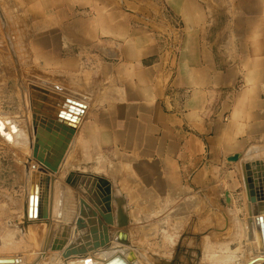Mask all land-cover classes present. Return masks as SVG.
Returning <instances> with one entry per match:
<instances>
[{
  "label": "crops",
  "instance_id": "1",
  "mask_svg": "<svg viewBox=\"0 0 264 264\" xmlns=\"http://www.w3.org/2000/svg\"><path fill=\"white\" fill-rule=\"evenodd\" d=\"M10 2L0 1L1 7L16 6L8 16L16 57L10 67V90L16 96L10 104L22 107V116L27 114L31 96L39 93L31 85L51 91L64 87L87 97V111L72 141L75 150L80 153L85 146L87 153L65 156L55 176L59 184L51 185V221L45 235L34 234V250L42 249L53 227L56 234L72 228L70 239L76 243L75 221L81 215L76 207L82 194L80 182H69L80 177L97 188L99 178L114 176L116 155H122L128 186L138 181V195L147 196L153 181H169L157 192V202L174 192L186 199V205L179 197L175 203L176 225L184 226L190 220L195 183L203 187V180L224 170L216 169L222 157L264 144V0ZM166 9L178 25L165 15ZM100 46L114 48L117 58H106ZM25 87L31 93L26 103L18 93ZM199 147L208 154L198 152ZM98 158L106 162L104 174L93 165ZM237 163L226 170L227 176H237V189L226 190L231 203L224 200L226 211L238 212L248 224L251 202ZM151 206L138 215L153 210ZM24 207L14 217L11 212L10 224L25 215ZM3 216L0 210V247L19 239L21 250L29 239L16 225L4 227ZM24 221L30 223L26 217Z\"/></svg>",
  "mask_w": 264,
  "mask_h": 264
},
{
  "label": "bare ground",
  "instance_id": "2",
  "mask_svg": "<svg viewBox=\"0 0 264 264\" xmlns=\"http://www.w3.org/2000/svg\"><path fill=\"white\" fill-rule=\"evenodd\" d=\"M38 89L39 93L47 92L48 96H51V93L62 97L64 96L66 99H71L75 101L79 106L78 108L69 110L68 108L64 109V112L67 113L70 118L69 122L79 129L85 113L87 111V97L82 95L71 94L69 90L64 87H60L59 89L48 90L47 88L39 87L37 85H31ZM36 98H30L28 106H27V114L21 115H10L8 113H0V137L10 143L20 150L31 148V152L34 148V129H33V119L34 115L39 117H43L44 114L36 113V107L33 104V101ZM39 102V101H38ZM78 109V110H76ZM62 110H60L59 114H62ZM46 113V112H45ZM76 135V133H75ZM71 139L70 148L72 146V141L75 137ZM69 148V150H70ZM33 156V154H32ZM64 161V160H63ZM63 163V162H62ZM34 165L37 167L33 168ZM40 165L38 162L31 160V165L28 173V191L27 198L25 199V205L29 206V197H30V184H31V174L33 171L40 174V178L47 176H51V184H50V193H51V185L55 184V175L51 174V172L46 168L47 174L44 171L38 169ZM61 167V166H60ZM60 170V169H59ZM59 172V171H58ZM37 185V177L34 180ZM100 185V193L96 194L98 196L97 203L100 204V207L105 209L103 213V218L106 220V225L104 224L102 229H96L95 216L90 215L93 214L92 208L89 211L88 215L81 216L76 219V228L74 230V237L77 239L76 243L73 242V237L70 239V234H72V228H60L61 232L56 234V228L53 227L48 231V234L45 238L44 245L42 249H35L37 260L34 263L27 262L26 259L19 254H0V259H13V262L10 264H106L108 261L114 259L115 257H119L117 262L113 264H123V260L125 264H203L202 260L197 261L196 263H186L180 262L178 257L173 253V250L177 244V235L175 239V235L173 234L174 227L176 229V209L170 208L169 204L166 201L168 194H164L166 197L162 195V202L159 203L158 197L159 190L161 191L167 187L169 181L167 179H161V183L152 182V187L148 191V195L144 198L137 197L130 201L129 197L123 193L119 186L113 185V181H109L106 178H101L99 181ZM59 191L57 192V194ZM144 193V192H142ZM145 194V193H144ZM100 195V196H99ZM35 196V193L33 194ZM52 197V196H51ZM166 202V206L169 211L168 217L165 222H163V217L161 211H164L163 203ZM251 202V200H250ZM96 203V206H97ZM157 203L158 206H155ZM109 204L111 206H115L116 211L114 215L111 217V213H107L108 210L106 205ZM252 202L248 207L249 214V222L246 223L245 232L250 240L251 251L250 258L246 261L237 255L236 251L229 250V252L225 253L228 255L221 256L217 259H212L211 262L207 264H228L229 262H239L240 264H264V234L262 233V229L259 223L256 221V216L253 212ZM91 205V202H90ZM152 205V209L155 207L158 209L157 212L148 220L146 224H143V227L140 226L141 219L133 223V217L130 208L134 207L136 209L145 208V206ZM51 203H49V217L47 220H42L39 217H28L29 222L24 221V217L21 215L19 220L10 221L11 224L16 225L17 228L21 231V234L29 239L30 243H33L36 246L34 241V232L31 227L34 223H40L42 221H51V212H50ZM92 207V205H91ZM81 209V207H80ZM78 211V206L76 207ZM83 213H81L82 215ZM109 215V216H108ZM263 216L264 213L259 214V216ZM30 218V219H29ZM83 218V219H80ZM79 219L78 225L77 221ZM110 219H112L110 221ZM255 221L253 224L252 221ZM108 221V224H107ZM143 223V222H142ZM75 224V223H74ZM137 224L138 229L135 228ZM145 226L146 230L145 231ZM164 227L166 228V232L168 235L169 243L165 244L163 241L164 238ZM74 228V227H73ZM135 228V229H134ZM144 228V229H142ZM52 231V232H51ZM127 232V235L130 240V244H127L124 241L117 240V236L119 232ZM260 231V233H259ZM51 232V233H50ZM84 232H88V235L91 236L89 244L87 245L82 241V236ZM187 230H182V235L180 236L181 242H184L186 239ZM162 235V237L160 236ZM203 233L195 234V242L196 239H200ZM166 239V238H164ZM135 243V244H133ZM139 244V245H136ZM197 250L201 251V259L202 258H210L214 255V251L212 247H208L207 244L203 246L201 249L199 246H196ZM227 248V246L225 247ZM55 253V254H54ZM53 255V256H52ZM53 258V262L46 261L47 259ZM7 264V263H1Z\"/></svg>",
  "mask_w": 264,
  "mask_h": 264
},
{
  "label": "rangeland",
  "instance_id": "3",
  "mask_svg": "<svg viewBox=\"0 0 264 264\" xmlns=\"http://www.w3.org/2000/svg\"><path fill=\"white\" fill-rule=\"evenodd\" d=\"M4 1L6 3H11L10 0H0ZM12 8L16 10V6L12 7H1L0 6V113H8L10 115H16L17 111L19 110V114L22 116V107H14L10 104V98L12 95L16 96V92L12 93L10 90L11 86V77H10V67L12 60H16V57L14 53L12 54V45H11V34L9 32V23H11V18H9V14H11ZM21 8V7H20ZM166 16H169L167 9L164 11ZM1 14H4L7 16L6 18H2ZM170 17V16H169ZM171 21L174 25H178L173 18H171ZM22 21V19H20ZM109 48V47H108ZM114 49V48H113ZM107 58V57H106ZM58 85V83H55ZM27 89V91L25 90ZM23 88L22 92L19 91V97L23 98L24 102L26 103V98L28 97V93H30V87ZM22 93V95H21ZM174 96H171V100L174 101ZM32 97V96H31ZM175 104L172 103L171 107V113L176 112ZM87 149L85 146H80V153L78 150L74 149V146L68 150V152H72V154L76 155H84L87 153ZM198 152L204 154L205 156L208 154V151H205L204 148H196ZM99 156H104L100 154ZM115 174L112 176L109 181H113V185L119 186L121 191L125 193L128 197L130 194V201L133 199H136L137 197H145L144 193H141L138 195L137 188H138V181H136V184L132 187L128 186V183L131 181L129 179H126L123 177L122 172V155L115 156ZM31 160L36 161V159L33 158L31 148L29 149H18L12 145V142L10 141H4L0 137V210L4 211L3 216V224L4 227L8 228L9 225V215L11 212L13 213V217L21 213L22 208L21 206L25 205V199L27 198V191H28V173L31 165ZM237 163V162H236ZM236 163L233 161H229L228 157L227 159L222 157V161L219 162V166L216 169L224 168V170H219L215 172L214 177H211L209 179L203 180L204 185L203 187L197 186V183H195V190L193 195V203H189V217L190 220L188 224L181 226L176 225V229L174 227L173 234L175 235V239L177 238V244L175 249L173 250V253L175 255H178V260L180 262H186V263H196L199 260H202L203 264H207L211 262L212 259L220 258L221 256H225L228 254H225L229 252V250L236 251L237 255L241 256L246 261L248 258H250V240L248 239L247 234L242 235V230L245 229L246 224L245 221L240 219L239 213H234L233 210L226 211L227 205L225 204V194L226 190L228 188H233L234 190L237 189V186L234 185V180L238 178L237 176L233 177L226 175V170L233 169L234 166H236ZM80 165V164H79ZM84 165H90V164H84ZM99 171V174H104L103 171H106V162L101 160V158H98V163L93 164ZM208 167H210V162H207ZM71 166V165H70ZM76 168L77 165H75ZM212 166V162H211ZM237 166L239 164L237 163ZM86 168V167H85ZM75 169V168H73ZM88 170L91 168H87ZM56 176V175H55ZM78 179V180H77ZM231 179V180H230ZM55 185L57 183L59 184V179H55ZM101 178H99V181ZM65 181V180H63ZM75 181L78 183L80 182V188L79 192L82 194L78 197V211L79 213H83L81 216H87L89 211L92 208L93 214L95 218L94 224H96V229H99L103 227V225H106V220L103 218V213L105 209L103 207H100L101 205L97 203V200L99 199L96 194L100 193V185L97 188H94V184H90V180L83 179L81 180L80 177H76L73 180H71L69 183L70 185H74ZM135 181V180H134ZM196 182V180H194ZM66 185V181L64 182ZM241 185L240 188L243 187L242 182L240 181ZM244 183V182H243ZM69 185V186H70ZM245 186V185H244ZM71 187V186H70ZM239 188V189H240ZM94 192V194H91V192ZM131 192V193H130ZM161 192V188L159 190V193ZM71 193V190H70ZM74 194V192H72ZM175 194H169L166 198L167 203L169 204V207L175 208V203L177 206V197L180 200L182 196H178L176 192ZM53 194H57V191H53ZM59 194V193H58ZM52 192L50 193L51 198ZM100 196V195H99ZM163 197H166L163 195ZM91 202V205H90ZM184 202L186 205V199L182 198L181 203ZM97 203V206H96ZM228 204V202H227ZM21 205V206H19ZM232 205V204H230ZM26 206V205H25ZM81 207V209H80ZM164 211H161L163 222L167 220L168 212L169 211L166 202L163 203ZM25 208V207H24ZM106 208L108 210L107 213H111V217L114 215L116 208L115 206H111L109 204L106 205ZM157 209V208H156ZM132 217H133V223L141 219L140 226L143 227V224H146V221L148 220L156 213V211L150 210L147 211L146 214L140 213L138 215V212L140 209H136L134 207L130 208ZM158 210V209H157ZM186 212V210H185ZM144 214V215H143ZM141 215V216H140ZM109 216V215H108ZM78 217V218H79ZM243 217H246V215H243ZM112 219H110L111 221ZM10 221H15L14 219H11ZM183 222L182 220H180ZM143 222V223H142ZM253 224L255 221H252ZM75 223V222H74ZM108 224V221H107ZM135 228L138 229L137 224H134ZM49 226L48 222H44L41 220L40 223H34L31 227L34 234L41 233L44 234V230H47ZM134 228V229H135ZM166 228L164 227V239L162 235L160 236L163 238V241L165 244L169 243L168 235L166 232ZM144 229V228H142ZM187 230L186 239L184 242H181L180 236L183 234L182 230ZM146 229L145 226V231ZM52 232V231H51ZM50 232V233H51ZM203 233L202 237L200 239H196L195 242V234ZM91 236H88V232H84L82 236V241L85 242L87 245L89 244ZM22 239V238H21ZM38 240L35 238V241ZM245 240L244 246L243 241ZM19 239L13 243L9 242L8 244H1L2 247H0V254H19L23 256L27 262L34 263L37 260L36 252H34L33 245L31 243H25L21 250H17V246L19 243ZM25 241V240H24ZM135 244V243H133ZM207 244V246L210 248L212 247L214 251V255L210 258H200V252L195 248L196 246H199L201 249L203 246ZM139 245V244H136ZM227 246V248H225ZM179 249V251H177ZM55 254V253H54ZM53 256V255H52ZM50 256L49 259L46 261L53 262V258ZM179 264V263H178ZM228 264H240L239 262H229Z\"/></svg>",
  "mask_w": 264,
  "mask_h": 264
},
{
  "label": "water",
  "instance_id": "4",
  "mask_svg": "<svg viewBox=\"0 0 264 264\" xmlns=\"http://www.w3.org/2000/svg\"><path fill=\"white\" fill-rule=\"evenodd\" d=\"M99 50L108 59H115L118 56L117 51L113 48L100 46ZM42 93L35 94L34 98L36 99L33 102L36 107L35 112L41 113L42 111L44 116L38 118L37 115H34L33 129L35 138L32 154L33 158L40 165L38 167L39 170L45 172L47 168L51 174H57L68 153L71 139L76 133L75 126L69 122L70 116L64 112V109L68 108L72 110L75 107L78 108L77 106L79 105L71 99H66L64 96L59 97L55 95L52 98L48 97L47 94L45 95L47 92ZM60 110L63 111L61 112L62 114H59ZM228 160L235 163L240 162L241 164L242 179L246 189L249 191L248 196L253 203L252 208L256 221L260 224L262 233L264 234V218L261 215L259 216V214L264 213V162H261V160L264 161V144L251 146L245 153L234 154ZM35 167L37 166L34 165L33 168ZM45 173L47 174V172ZM36 177L37 185L34 182ZM31 179L29 206L25 208L26 218L35 216L42 220H47L49 217L51 176L47 174V176L41 179L40 174L33 171ZM34 193L35 196H33ZM226 198L231 203L229 192H226ZM78 222L79 219L77 225ZM117 240H122L127 244L131 243L126 231L119 232ZM199 252L201 256L202 252ZM176 256L178 257V255ZM118 259L119 257L117 256L106 264H113ZM119 261L125 264L123 260ZM2 262L10 264L13 262V259H0V264Z\"/></svg>",
  "mask_w": 264,
  "mask_h": 264
}]
</instances>
